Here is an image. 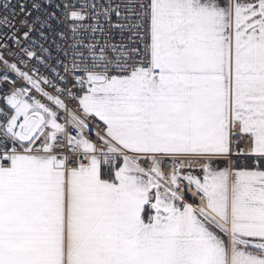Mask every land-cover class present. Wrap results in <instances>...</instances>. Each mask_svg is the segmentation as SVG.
Listing matches in <instances>:
<instances>
[{"label":"snow or ice","instance_id":"1","mask_svg":"<svg viewBox=\"0 0 264 264\" xmlns=\"http://www.w3.org/2000/svg\"><path fill=\"white\" fill-rule=\"evenodd\" d=\"M0 65V264H264V0H0Z\"/></svg>","mask_w":264,"mask_h":264},{"label":"built area","instance_id":"2","mask_svg":"<svg viewBox=\"0 0 264 264\" xmlns=\"http://www.w3.org/2000/svg\"><path fill=\"white\" fill-rule=\"evenodd\" d=\"M12 2L15 3V0H12ZM0 67H2V65H0ZM25 70H26V69H25ZM42 71H43V69H42Z\"/></svg>","mask_w":264,"mask_h":264}]
</instances>
